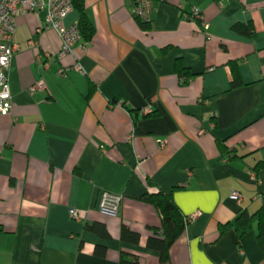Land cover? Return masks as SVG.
Listing matches in <instances>:
<instances>
[{
	"label": "crops",
	"instance_id": "0c3cea01",
	"mask_svg": "<svg viewBox=\"0 0 264 264\" xmlns=\"http://www.w3.org/2000/svg\"><path fill=\"white\" fill-rule=\"evenodd\" d=\"M193 6L206 30L185 19ZM84 7L94 35L61 59L58 34L38 31L43 13L15 20L12 107L0 117V264H119L122 253L140 264H264L256 226L240 239L233 226L264 209V0H152L147 27L131 0ZM77 20L73 7L62 23ZM248 24L250 36L233 28ZM177 60L191 78L175 73ZM75 63L82 73L62 72ZM40 80L46 92L31 94ZM146 108L154 115L138 113ZM156 188L184 216L199 212L167 262L146 246L161 219L140 199ZM104 193L120 198L116 214L99 209ZM122 225L138 243L120 239Z\"/></svg>",
	"mask_w": 264,
	"mask_h": 264
},
{
	"label": "built area",
	"instance_id": "2783aa9c",
	"mask_svg": "<svg viewBox=\"0 0 264 264\" xmlns=\"http://www.w3.org/2000/svg\"><path fill=\"white\" fill-rule=\"evenodd\" d=\"M131 8L132 15L136 19L144 23L150 21L152 0H131ZM72 10L71 0H0V117L8 116L12 107L7 71L12 56L18 50V46L13 42L16 31V18L25 13L36 15L43 13L44 23L38 31L53 30L58 34L61 41L58 58L61 59L70 53L72 47L81 40L77 22L68 27L62 23ZM184 17L186 20L198 21L202 30L207 29V25L203 22L201 10L198 7H191L189 13L185 14ZM46 67L47 64H44L43 68L46 69ZM70 69L82 73L78 63H75L71 68H65L62 72H68ZM46 90L43 80L36 82L29 88L31 94L37 91L46 92ZM151 112L150 108H146L138 113L147 115ZM163 146L164 143H161L160 147ZM230 197L239 200L240 195L237 192H232ZM119 202V197L104 193L99 202V209L108 214H116ZM198 214L199 212H194L187 216L188 223L192 222ZM73 216L75 217L76 214L73 213Z\"/></svg>",
	"mask_w": 264,
	"mask_h": 264
},
{
	"label": "trees",
	"instance_id": "16d2710c",
	"mask_svg": "<svg viewBox=\"0 0 264 264\" xmlns=\"http://www.w3.org/2000/svg\"><path fill=\"white\" fill-rule=\"evenodd\" d=\"M74 9L78 12L77 28L80 37L83 41H90L94 35V26L85 10L84 0H71ZM142 26L147 27V24L140 22ZM234 30L246 36L252 33L251 25H235ZM175 73L182 78V80L189 79L193 74L186 69L182 63L177 60L174 67ZM234 79L232 80L231 87H235L236 73L234 67L232 68ZM140 111V110H139ZM138 111V112H139ZM154 112L144 116H153ZM258 165L253 169L256 170ZM148 187H153L152 183L148 181ZM177 187H174L176 189ZM153 206L160 215V226L152 229V234L148 237L146 246L158 252L159 259L162 262H167L169 258V250L173 243L180 237L184 231L188 221L186 216L182 214L178 206L173 200L172 192H163L159 189L149 191L146 189L145 193L140 199ZM230 224H222L219 226V233L227 229ZM238 239L245 235L253 226L257 229V239L259 245L264 249V209L259 208L254 213H241L233 223ZM86 228L93 231L97 235L107 237L108 234L102 224L93 223L87 224ZM120 239L127 243H138L139 234L131 231L126 226H121ZM119 264H140L139 259L135 255L122 253L120 256Z\"/></svg>",
	"mask_w": 264,
	"mask_h": 264
}]
</instances>
